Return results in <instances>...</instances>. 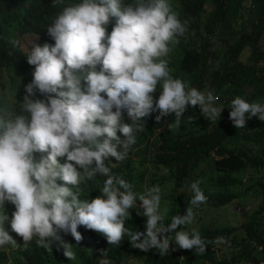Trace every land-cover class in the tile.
<instances>
[{
	"label": "clouds",
	"instance_id": "9594fccd",
	"mask_svg": "<svg viewBox=\"0 0 264 264\" xmlns=\"http://www.w3.org/2000/svg\"><path fill=\"white\" fill-rule=\"evenodd\" d=\"M50 1L58 11L38 43L25 50L17 37L8 38V55L24 54L29 79L22 97L16 92L15 108L0 87V251L18 247L9 225L24 248L35 238L51 253L58 242L71 260L72 244L62 238L72 235L79 245L84 227L103 234L110 245L127 236L132 247L156 249L161 256L169 254L172 240L200 255L208 245L222 244V237L206 240L186 230L194 209L207 203L200 181L188 185L186 214L165 223L169 210L161 207V187L137 192L106 163L127 159L153 112L159 113L157 122L175 114L170 130L189 105H199L213 123L221 119L223 108L212 91L171 74L169 63L190 31V19H179L181 10L172 11L168 0ZM229 108L238 129L252 117L264 121L262 103L236 96ZM98 176L105 177L98 187L102 195L89 200L82 185ZM133 208L147 217L146 232L125 227Z\"/></svg>",
	"mask_w": 264,
	"mask_h": 264
},
{
	"label": "trees",
	"instance_id": "16d2710c",
	"mask_svg": "<svg viewBox=\"0 0 264 264\" xmlns=\"http://www.w3.org/2000/svg\"><path fill=\"white\" fill-rule=\"evenodd\" d=\"M12 1L23 5L27 13L7 9L5 3L0 7V79L9 73L15 92L22 97V89L29 79L24 54L18 50L9 56L8 38L29 33L45 34L58 8L53 7L50 0ZM168 2L179 4L178 18H188L191 22L188 35L180 38L173 52V60L169 63L171 74L201 91L212 90L218 97L216 106L223 108L221 119L213 123L202 115L199 105L195 108L189 105L180 124L170 130L169 124L174 123L175 114L157 122L155 117L159 113L153 112L147 116L149 122L142 133L136 135V143L131 146L127 159L117 163L113 158L106 163L115 165L113 173L130 182L137 192L153 185L165 191L161 201L169 210L165 223L176 214H186L192 196L188 185L200 181L208 197L207 203L194 209L195 220L186 230L195 229L206 240L222 237L223 243L208 245L207 251L200 255L195 249L178 250L172 240L169 254L161 256L156 249L145 252L132 247L127 236L118 246L110 245L103 234L84 227L79 230L83 235L79 245L72 235L62 238L72 244L76 259L71 260L64 255L63 248H58V242H53L51 253L38 247L35 238L24 248L23 238L12 232L9 225V233L17 240L18 247L14 249L9 245V251H0V264H100L101 260H107L108 264H128L130 260L142 264H264V172L255 178H244L249 167L264 169V121L252 117L247 119V126L238 129L229 119V107L236 96L264 104V45L261 44L264 0H253L251 8L246 0ZM210 2L214 6L211 10L208 8ZM3 10L6 13L1 14ZM247 48L251 49V56L245 63L242 57ZM0 87L3 88L2 82ZM159 94L158 88L154 94L157 99ZM104 179L98 176L82 185L85 198L91 200L102 195L98 187ZM253 188L260 197V204L248 212L242 225L245 236L238 242L237 250L220 258L216 255L218 249L228 240L235 241L236 228L211 225L202 220V213L228 204L243 190ZM141 203L137 200L138 205ZM146 219L136 208L130 209L125 227L146 232ZM183 228L181 225L177 231Z\"/></svg>",
	"mask_w": 264,
	"mask_h": 264
},
{
	"label": "rangeland",
	"instance_id": "374dc122",
	"mask_svg": "<svg viewBox=\"0 0 264 264\" xmlns=\"http://www.w3.org/2000/svg\"><path fill=\"white\" fill-rule=\"evenodd\" d=\"M5 3L7 4V9L13 10L17 9L18 12L22 14H26L27 11L23 5H18L12 0H0V7ZM170 4L171 10L174 12H179L181 10V6L179 4L168 2ZM246 4L248 7H254L253 0H246ZM208 8L211 10L214 8L213 4L210 2L208 4ZM6 13V10L1 11V14ZM249 20H251L249 18ZM195 36V35H193ZM192 36V37H193ZM41 38V34H25V35H18L16 39H19L21 45L24 47L25 50L31 49L32 44L38 43ZM261 44L264 45V37L261 41ZM251 56V49L247 48L243 54L242 60L247 63L250 60ZM0 82H2L3 89L6 95L9 98V102L11 107L15 108L18 106L19 102L16 101L18 98L17 93L14 90V85L12 83V77L9 73H6L4 76L1 77ZM206 91H212L209 88H206ZM213 92V91H212ZM206 165V162L203 164ZM158 169L155 168V172ZM264 169L257 170L255 168L249 167L247 173L244 175V178H255L257 175H262ZM165 192V191H162ZM260 204V197L255 192V188L250 190H243L241 195L234 199L232 202L223 205L216 209L207 210L202 213V220L208 221L211 225H227L230 227L236 228L235 233L236 239L235 241L228 240L222 247L218 249L216 255L220 258L229 254V252L238 249V242L245 236L244 228L242 227L243 223L248 218V212L256 209ZM161 207L164 208L163 204ZM241 207V209H239ZM168 217V215H167ZM166 217V218H167ZM200 224V223H199ZM177 249L182 251L177 245ZM43 248V247H41ZM44 249V248H43ZM128 264H142L139 261L130 260ZM198 264V263H195Z\"/></svg>",
	"mask_w": 264,
	"mask_h": 264
}]
</instances>
